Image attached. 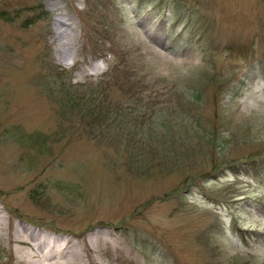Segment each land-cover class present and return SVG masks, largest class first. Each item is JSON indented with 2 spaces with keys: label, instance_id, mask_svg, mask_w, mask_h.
<instances>
[{
  "label": "rangeland",
  "instance_id": "1",
  "mask_svg": "<svg viewBox=\"0 0 264 264\" xmlns=\"http://www.w3.org/2000/svg\"><path fill=\"white\" fill-rule=\"evenodd\" d=\"M0 214V264L38 261L16 226L83 264H264V0H0Z\"/></svg>",
  "mask_w": 264,
  "mask_h": 264
},
{
  "label": "bare ground",
  "instance_id": "2",
  "mask_svg": "<svg viewBox=\"0 0 264 264\" xmlns=\"http://www.w3.org/2000/svg\"><path fill=\"white\" fill-rule=\"evenodd\" d=\"M53 34L51 36L52 41L55 42L56 58L59 63H64L68 58L69 53L65 48L64 44V25L62 21L53 19L52 21ZM3 217L0 214V229L3 228L2 222ZM15 235L13 236L9 232L8 239L10 241L21 245L27 249L28 253L26 256L30 258L33 254L34 258L37 256L38 261H32V264H83L82 255L79 251L77 254L73 251V246L70 241H59L53 238H44L34 232H28L23 227L13 228ZM102 233L95 232L91 235V241L99 245L102 240ZM61 244V245H59ZM93 244V243H92ZM99 246L96 247L98 252ZM88 264H95L94 261L88 262Z\"/></svg>",
  "mask_w": 264,
  "mask_h": 264
},
{
  "label": "trees",
  "instance_id": "3",
  "mask_svg": "<svg viewBox=\"0 0 264 264\" xmlns=\"http://www.w3.org/2000/svg\"><path fill=\"white\" fill-rule=\"evenodd\" d=\"M145 0H135V2L143 3Z\"/></svg>",
  "mask_w": 264,
  "mask_h": 264
}]
</instances>
